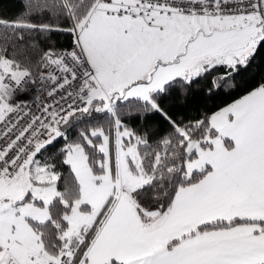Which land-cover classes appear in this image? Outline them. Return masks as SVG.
Listing matches in <instances>:
<instances>
[{"label":"snow or ice","instance_id":"snow-or-ice-1","mask_svg":"<svg viewBox=\"0 0 264 264\" xmlns=\"http://www.w3.org/2000/svg\"><path fill=\"white\" fill-rule=\"evenodd\" d=\"M14 6L0 264H264V0Z\"/></svg>","mask_w":264,"mask_h":264},{"label":"trees","instance_id":"trees-1","mask_svg":"<svg viewBox=\"0 0 264 264\" xmlns=\"http://www.w3.org/2000/svg\"><path fill=\"white\" fill-rule=\"evenodd\" d=\"M16 0H5V8H6V15L12 16L14 15L16 8H15Z\"/></svg>","mask_w":264,"mask_h":264},{"label":"built area","instance_id":"built-area-1","mask_svg":"<svg viewBox=\"0 0 264 264\" xmlns=\"http://www.w3.org/2000/svg\"><path fill=\"white\" fill-rule=\"evenodd\" d=\"M29 103H32V100L31 99L29 100Z\"/></svg>","mask_w":264,"mask_h":264}]
</instances>
